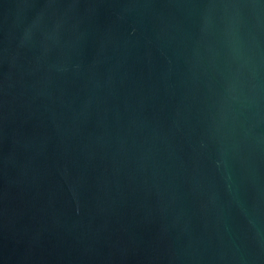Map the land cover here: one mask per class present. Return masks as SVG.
I'll return each instance as SVG.
<instances>
[{"label":"water","instance_id":"95a60500","mask_svg":"<svg viewBox=\"0 0 264 264\" xmlns=\"http://www.w3.org/2000/svg\"><path fill=\"white\" fill-rule=\"evenodd\" d=\"M0 264H264V0H0Z\"/></svg>","mask_w":264,"mask_h":264}]
</instances>
